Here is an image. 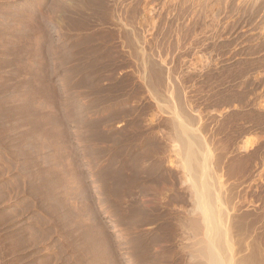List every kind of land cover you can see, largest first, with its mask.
Returning a JSON list of instances; mask_svg holds the SVG:
<instances>
[{"label": "rangeland", "instance_id": "obj_1", "mask_svg": "<svg viewBox=\"0 0 264 264\" xmlns=\"http://www.w3.org/2000/svg\"><path fill=\"white\" fill-rule=\"evenodd\" d=\"M201 183L264 263V0H0V264H208Z\"/></svg>", "mask_w": 264, "mask_h": 264}, {"label": "bare ground", "instance_id": "obj_2", "mask_svg": "<svg viewBox=\"0 0 264 264\" xmlns=\"http://www.w3.org/2000/svg\"><path fill=\"white\" fill-rule=\"evenodd\" d=\"M113 1V0H112ZM184 1V0H183ZM186 1V0H185ZM221 1V0H220ZM102 2V1H101ZM223 2V1H222ZM230 3V2H229ZM186 4V3H185ZM197 5V4H196ZM164 6V5H163ZM114 7V6H113ZM100 9V8H99ZM178 9V8H177ZM91 11V10H90ZM140 11V10H139ZM193 11V10H192ZM109 13V12H108ZM194 14V13H193ZM216 14V13H215ZM151 15V14H150ZM229 15V14H228ZM105 18V17H104ZM180 18V17H179ZM26 19V18H25ZM149 19V18H148ZM117 20H118V18H117ZM145 20V19H144ZM151 20V19H150ZM111 21H112V19H111ZM123 21V20H122ZM149 21V20H148ZM112 22H114V21H112ZM146 22V21H145ZM111 23V22H110ZM116 23H118V22H116ZM150 24V23H149ZM144 26V25H143ZM149 26V25H148ZM192 26V25H191ZM163 27V26H162ZM194 27V26H193ZM169 30V29H168ZM153 31V30H152ZM218 31V30H217ZM165 33V32H164ZM201 33V32H200ZM181 34V33H180ZM142 35V34H141ZM120 37V36H119ZM192 37H193V35H192ZM214 37V36H213ZM107 38V37H106ZM135 38V37H134ZM153 39V38H152ZM135 40V39H134ZM133 40V41H134ZM139 40V39H138ZM141 40V39H140ZM173 40V39H172ZM173 42V41H172ZM142 53V52H141ZM179 53V52H178ZM138 54V53H137ZM152 54V53H151ZM183 54V53H182ZM140 56V55H139ZM135 57V56H134ZM183 57V56H182ZM206 63V62H205ZM206 65V64H205ZM204 65V66H205ZM218 68V67H217ZM208 74V73H207ZM143 78H144V76H143ZM210 79V78H209ZM231 87V86H230ZM159 97V96H158ZM178 99V98H177ZM180 104V103H179ZM215 111V110H214ZM179 113V112H178ZM188 114V113H187ZM235 114V113H234ZM186 120V119H185ZM190 121V120H189ZM181 122V121H180ZM177 123H179L178 121H177ZM183 123V122H182ZM181 123V124H182ZM180 125V124H179ZM178 125V126H179ZM183 125V124H182ZM225 125V124H224ZM181 126V125H180ZM186 125H183V126H181V127H184L185 129L187 128V127H185ZM178 129V128H177ZM180 129V128H179ZM184 129V133H186L185 130ZM180 131H182L183 132V130H182V128L180 129ZM179 131V132H180ZM182 132L180 133V134H182ZM190 132V131H189ZM192 132V131H191ZM179 133H178V135H180ZM218 134V133H217ZM182 135H185V134H182ZM182 135H180V136H182ZM189 135V134H188ZM186 136V135H185ZM184 137V136H183ZM183 137H181V138H183ZM187 137V136H186ZM196 137H198V136H196ZM188 139L187 140H185V154H186V157L190 160L191 159V162H193V164H197V160L195 161L196 163H194V161H192V159H194L195 158V155H196V157H197V155L198 154H195V152L196 151H198V150H196V151H194L193 149V147H194V145L196 144V141H195V144L193 143V142H191V141H189L190 139H192L191 137H187ZM190 138V139H189ZM180 139V138H179ZM196 140H197V138H196ZM257 140V139H256ZM208 141V140H207ZM198 142V141H197ZM177 143V142H176ZM182 143V142H181ZM251 144V143H250ZM201 145V144H200ZM253 145V144H252ZM199 147V146H198ZM197 148V147H196ZM182 150V149H181ZM202 151V150H201ZM200 152V151H199ZM198 152V153H199ZM245 152H246V150H245ZM201 154V153H200ZM203 154V153H202ZM199 156H201V155H199ZM207 157V156H206ZM245 158V157H244ZM201 159H202V157H201ZM200 159V160H201ZM205 159H207V158H205ZM210 159V158H209ZM183 160V159H182ZM201 161H204L203 159L201 160ZM201 161H199L198 160V162H201ZM252 161V160H251ZM229 162V161H228ZM184 163V162H183ZM186 163V162H185ZM199 165V164H198ZM206 165V164H205ZM182 166H184V165H182ZM186 166H188V165H186ZM200 166H202V165H200ZM195 167L198 169L199 167H197L196 165H195ZM191 168V167H190ZM202 168V167H201ZM204 168H206L205 166H204ZM212 168V167H211ZM205 170V169H204ZM189 171V170H188ZM199 171V170H198ZM229 171V170H228ZM187 172V171H186ZM191 172V171H190ZM197 172V171H196ZM200 173H201V171H200ZM199 173V174H200ZM203 173L205 174V171L204 172H202L201 174L203 175ZM256 173V172H255ZM195 174V173H194ZM206 174H207V172H206ZM229 175H230V173H229ZM204 176V175H203ZM206 176V175H205ZM204 176V177H205ZM189 177V176H188ZM208 177V176H207ZM198 178H199V175H198ZM201 178H202V176H201ZM200 178V179H201ZM188 179V178H187ZM192 179V178H191ZM199 179V180H200ZM205 180V179H204ZM207 180V179H206ZM212 180V179H211ZM198 182V181H197ZM202 182V181H201ZM207 182V181H206ZM204 183H205V181H204ZM210 183V182H209ZM231 183V182H230ZM191 184V183H190ZM196 184H198V183H196ZM201 185H203V186H201L200 188H201V190H200V188H199V190H198V192H197V194L198 195H196V193H195V196H196V199H198V201H195V202H197V205H196V207L195 208H197V207H199V209H197V210H199L200 212V214L203 212L204 213V215H202L201 214V216H204L205 217V219H206V221L205 220H202V221H205L206 222V225L208 226V230L207 231H205V229H202V230H204V233H206V236L208 237H206L205 239L207 240H209L207 243L205 242L204 244H207L206 246L204 245V244H202V248H201V255H203V257L205 258V260H206V262L208 263V264H231V261L229 260L230 258H228V257H224V258H228V260L227 261H225V259L223 258V256L225 255V253L223 252V254H222V251L220 252L222 255H220V253H218L217 251H219V249L221 248V246L223 245V243L226 241V239L224 240L223 238L224 237H222V235L224 236V230L223 231H221L222 229H220L219 227H220V225H221V223L220 222H218L217 220H220V216H217V214H219L217 211H216V208H218L217 206L215 207V203L213 202H211V194H209V193H211V192H208V191H211L210 190V187L207 185V184H203V183H201ZM252 185V184H251ZM200 186V185H199ZM199 186H197V187H199ZM208 186V188H209V190H208V188H206ZM195 188V187H194ZM193 188V189H194ZM214 189V188H213ZM246 189V188H245ZM217 190V189H216ZM229 192V191H228ZM219 194V193H218ZM229 195V194H228ZM247 197V196H246ZM215 199V198H214ZM214 199H213V201H214ZM231 199V198H230ZM242 200V199H241ZM261 201V200H260ZM241 202V201H240ZM263 202H264V200H263ZM262 202V203H263ZM193 203V202H192ZM214 205V206H213ZM264 205V204H263ZM193 206V205H192ZM256 206V205H255ZM194 208V209H195ZM223 208V207H222ZM197 210H196V212H197ZM218 210V209H217ZM245 210V209H244ZM260 211H261V209H260ZM193 212V211H192ZM217 212V213H216ZM241 212V211H240ZM220 213H221V211H220ZM223 213V212H222ZM228 213V212H227ZM193 214V213H192ZM199 214V215H200ZM260 214V213H259ZM262 214V213H261ZM225 215H227V214H225ZM195 216V215H194ZM217 216V217H216ZM255 216V215H254ZM262 217V216H261ZM200 218V217H199ZM201 218H203V217H201ZM215 218H217V219H215ZM219 218V219H218ZM222 218V217H221ZM223 218H224V216H223ZM246 218H247V216H246ZM260 218V217H259ZM194 220V219H193ZM192 220V221H193ZM241 220V219H240ZM192 221H191V223H192ZM195 221V224H196V220H194ZM201 221V222H202ZM216 221L219 223V226L217 225L218 223H216ZM227 221V220H226ZM231 221V220H230ZM235 222V221H234ZM241 222V221H240ZM251 222V221H250ZM258 222H260V221H258ZM188 225H189V223H187ZM192 224H194V223H192ZM263 224V223H262ZM198 225H199V223H198ZM198 225H195V227L194 228H201V225L199 226V227H196V226H198ZM204 225V224H203ZM206 226V227H207ZM255 226V225H254ZM190 227V226H189ZM203 227V226H202ZM230 227V226H229ZM205 228V227H204ZM222 228V227H221ZM242 228V227H241ZM244 228V227H243ZM259 228V227H258ZM262 227H260V229H261ZM191 229V228H190ZM197 230V229H196ZM252 230V229H251ZM262 230V229H261ZM192 231H193V229H192ZM243 231V230H242ZM258 231V230H257ZM263 231V230H262ZM262 231H261V233H262ZM246 232V231H245ZM260 232V231H259ZM258 232V234H261V233H259ZM203 233V234H204ZM239 233V232H238ZM249 233V232H248ZM245 234V233H244ZM264 235V234H263ZM262 235V236H263ZM239 236V235H238ZM242 236V235H241ZM258 236H260V235H258ZM261 236V237H262ZM204 237H205V235H204ZM197 238H199L198 236H197ZM226 238V237H225ZM230 238V237H229ZM257 238V237H256ZM260 238V237H259ZM264 238V237H263ZM222 239L224 240L223 242H222ZM250 239H252V238H250ZM258 239V238H257ZM246 240V239H245ZM259 240V239H258ZM201 241V240H200ZM203 241V240H202ZM228 241V240H227ZM232 241V240H231ZM243 241H244V239H243ZM252 241V240H251ZM229 242V241H228ZM256 242V241H255ZM264 242V241H263ZM203 243V242H202ZM241 243V242H240ZM251 243V242H250ZM256 243H258V241L256 242ZM256 243H255V245H256ZM260 243H262L261 241H260ZM260 243H259V245H260ZM208 244H209V246H208ZM211 244V245H210ZM225 244H227V242L225 243ZM224 244V245H225ZM244 244V243H243ZM263 244V243H262ZM259 245H257V246H252V247H254L253 249H255L256 247H257V249H258V246ZM208 246V247H207ZM212 246V247H211ZM246 246V245H245ZM245 246L243 247V248H245ZM224 247V246H223ZM225 247H227V246H225ZM260 247V246H259ZM219 248V249H218ZM228 248V247H227ZM261 248H262V246H261ZM198 249H200L199 247H198ZM197 249V250H198ZM221 249H223V248H221ZM220 249V250H221ZM242 249V248H241ZM246 249H247V247H246ZM257 249L255 250V252H257ZM193 250V249H192ZM215 250H217V251H215ZM224 250V249H223ZM244 250V249H243ZM251 250V249H250ZM261 250V249H260ZM264 250V249H263ZM196 251V250H195ZM248 251V250H247ZM245 252V251H244ZM195 253V252H194ZM258 253H260V251L259 252H257V254ZM244 254V253H243ZM261 254V253H260ZM196 255V254H195ZM261 256H262V254H261ZM257 257H259V256H256V254L255 255H253V253H252V256H251V259H249V258H246V256L245 257H243L242 259H241V261H240V263L239 264H261V263H263V260H262V262H259V260H258V258ZM260 259V258H259ZM263 259V258H262ZM261 260V259H260ZM259 262V263H258ZM264 264V263H263Z\"/></svg>", "mask_w": 264, "mask_h": 264}]
</instances>
